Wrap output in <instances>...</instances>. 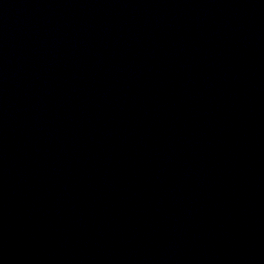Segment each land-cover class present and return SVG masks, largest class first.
I'll list each match as a JSON object with an SVG mask.
<instances>
[{
  "label": "water",
  "instance_id": "95a60500",
  "mask_svg": "<svg viewBox=\"0 0 264 264\" xmlns=\"http://www.w3.org/2000/svg\"><path fill=\"white\" fill-rule=\"evenodd\" d=\"M0 264H264V0H0Z\"/></svg>",
  "mask_w": 264,
  "mask_h": 264
}]
</instances>
